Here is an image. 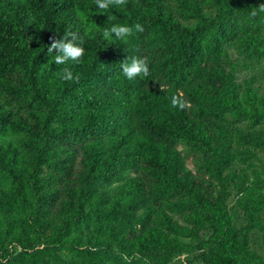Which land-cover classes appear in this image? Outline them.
<instances>
[{
    "label": "trees",
    "instance_id": "1",
    "mask_svg": "<svg viewBox=\"0 0 264 264\" xmlns=\"http://www.w3.org/2000/svg\"><path fill=\"white\" fill-rule=\"evenodd\" d=\"M170 1L127 0L125 6L103 13L94 0H0V94L30 93L47 109L45 115L36 113L33 123L20 118L14 120V124L31 137L27 140L30 156L27 168H20L14 154L0 143V168L12 181L10 190L0 192V207L26 204L36 215L38 228L44 229L50 221L45 200L53 196L47 182L50 174L39 175L43 172L45 155L55 138L79 135L87 139L82 150L85 174L73 190L76 199L72 203L65 202L58 214L60 229L65 230L71 222L98 212L96 223L120 245L126 257L132 246H179L181 236L194 233L188 226L170 220L166 223V215L156 212L148 199L150 190L158 196L184 191L210 212L211 233L204 242L209 262L264 264V260H256L255 256L236 248L239 235L230 223L229 209L199 193V184L171 145L177 138L191 144L210 145L208 127L198 117L211 109L200 104V100L231 113L247 114L253 124L264 121V97L245 84L243 92L248 108H241L233 94V81L212 63L222 53V44L229 39H233L239 54L251 49L257 56L263 54L264 33L247 30L238 34L230 20L238 13L243 18L264 22V14L250 17L251 10L258 7L255 0ZM211 4L213 11L207 10ZM86 18L90 19L88 24ZM136 23L143 26V31L134 32L126 42L114 36L111 40L103 38V30L113 24L134 27ZM69 27L84 39L83 61L56 64V53L49 54L47 46L51 39L61 38ZM211 27H216L213 40L207 38L206 32ZM151 42H160L164 54L152 59ZM132 56L147 59V77L129 80L123 74L121 63ZM65 67L79 75V82L59 79L58 74ZM160 73H167L173 84L163 88L154 83L153 78ZM174 94H182L190 106L183 110L172 108L170 101ZM68 109L70 114L62 121L61 113ZM129 169H140L144 176L129 177L125 191L103 192L96 201L89 202L87 195L94 184L118 180ZM233 175L227 173L225 177L231 179ZM236 193L240 195L236 196L234 204L243 211L246 228L250 230L257 196L240 187ZM165 202L174 207L179 204ZM108 214H130L137 221L149 218L151 224L131 242L120 244L121 238L113 232ZM5 219L8 227L11 226V214L5 213ZM16 237L25 240L26 236L17 232ZM52 237L53 244L68 243L62 242L56 234ZM87 238L88 247L82 251L89 257H97L96 251L91 250L96 238ZM76 243L78 239L69 245ZM103 249L107 258L117 260L120 253L110 245Z\"/></svg>",
    "mask_w": 264,
    "mask_h": 264
},
{
    "label": "rangeland",
    "instance_id": "2",
    "mask_svg": "<svg viewBox=\"0 0 264 264\" xmlns=\"http://www.w3.org/2000/svg\"><path fill=\"white\" fill-rule=\"evenodd\" d=\"M171 0L170 2H174ZM256 5L264 0H255ZM214 9L211 4L207 10ZM87 19V24L90 19ZM231 24L241 34L247 30L264 33V22L243 18L235 13ZM216 27L207 29V38H215ZM153 55L160 57L164 51L160 42H151ZM223 51L212 60L215 69L222 71L227 78L232 80L233 94L239 101L240 107L248 108L243 92L244 85L249 84L256 90L258 96L264 97V53L257 56L253 49L244 54H239L233 39L222 44ZM148 51V50H147ZM167 73H160L153 78V82L166 88L173 84ZM17 84V82H16ZM220 94V93H219ZM211 95V94H210ZM214 95V92H212ZM210 110L209 113L198 117L209 130L210 145L191 144L182 138L171 142L175 147L185 168L192 174L193 179L199 184V193L212 202L224 204L229 209V220L232 227L238 232V241L235 246L243 249L248 256H255L256 260H264V121L253 124L247 114L231 113L216 104L200 100ZM47 109L39 104L30 93L18 94L3 92L0 94V143L2 147L14 154L16 164L24 169L30 164L27 140L30 134L14 124L15 118H20L33 123L34 115H45ZM69 109L61 113L60 119L66 120ZM87 139L83 136L64 135L53 140L42 171L49 173L51 179L48 186L52 188L53 196L46 199L47 212L50 221L42 230L38 228L36 215L30 211L29 206L14 203L11 208L0 207V264H213L206 259L204 242L209 238L210 212L196 202L191 194L184 191H175L168 196H158L150 190L148 202L155 207L156 212L166 215L165 222L169 220L174 224L188 226L193 235L180 237L181 245L172 248H131L126 257L120 251V245L109 238V234L96 223L95 216L98 212L90 213L85 219L73 221L69 226L60 229L59 215L65 202H73L76 197L73 190L82 182L85 168L82 161L83 147ZM234 174L231 179L226 174ZM144 176L139 169L127 170L118 180L105 181L94 184L90 189L87 199L96 201L103 192L112 193L127 189L129 177ZM244 188L257 196L254 202L253 228H246V217L243 211L234 204L236 189L233 185ZM12 181L0 168V192L11 189ZM165 200L177 201L178 206H168ZM5 213L11 214L12 222L8 227ZM130 214L106 217L112 224V230L121 238L120 244L131 242L148 225L151 220L146 218L137 221ZM25 234V240L16 237V233ZM59 236L66 244H53V235ZM96 238V243L91 246L96 251L97 257H89L82 250L87 248V237ZM74 239L78 243L69 245ZM107 244L120 253L116 261H111L103 254V247ZM132 244V243H131ZM47 248V249H46Z\"/></svg>",
    "mask_w": 264,
    "mask_h": 264
},
{
    "label": "clouds",
    "instance_id": "3",
    "mask_svg": "<svg viewBox=\"0 0 264 264\" xmlns=\"http://www.w3.org/2000/svg\"><path fill=\"white\" fill-rule=\"evenodd\" d=\"M95 5L103 12L107 13L112 8H120L126 5L127 0H94ZM261 14H264V3H261L258 7H255L250 12V17L255 18ZM109 19L112 17L109 16ZM143 26L140 23H136L134 27L120 24H113L110 28L103 30V38L111 40L114 36L117 40L127 41V38L132 36L134 32H142ZM84 39L79 33L74 32L71 28H67L64 34L59 39H51V43L47 46V52L49 54L56 53L54 56V62L56 64L67 65L69 62L74 64H80L83 61L85 50L83 48ZM138 51V50H137ZM123 74L127 79L132 80L137 76L144 78L149 75L148 62L146 58L132 56L128 57L121 63ZM59 79L62 81H74L79 82V75H74L72 70L65 67L61 73L58 74ZM171 107L183 110L187 104V101L183 98L182 94H174L171 96Z\"/></svg>",
    "mask_w": 264,
    "mask_h": 264
}]
</instances>
